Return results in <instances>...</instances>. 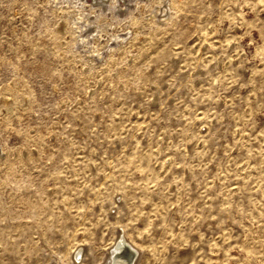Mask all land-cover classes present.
I'll use <instances>...</instances> for the list:
<instances>
[{"label":"rangeland","instance_id":"rangeland-1","mask_svg":"<svg viewBox=\"0 0 264 264\" xmlns=\"http://www.w3.org/2000/svg\"><path fill=\"white\" fill-rule=\"evenodd\" d=\"M264 264V0H0V264Z\"/></svg>","mask_w":264,"mask_h":264},{"label":"bare ground","instance_id":"bare-ground-1","mask_svg":"<svg viewBox=\"0 0 264 264\" xmlns=\"http://www.w3.org/2000/svg\"><path fill=\"white\" fill-rule=\"evenodd\" d=\"M114 257L109 264H134L135 252L127 245L121 237L114 248Z\"/></svg>","mask_w":264,"mask_h":264}]
</instances>
